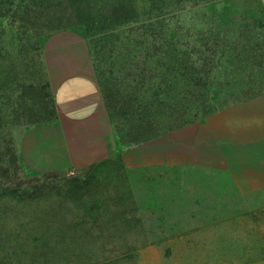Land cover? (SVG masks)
<instances>
[{
	"label": "crops",
	"instance_id": "1",
	"mask_svg": "<svg viewBox=\"0 0 264 264\" xmlns=\"http://www.w3.org/2000/svg\"><path fill=\"white\" fill-rule=\"evenodd\" d=\"M256 50L263 58L264 46ZM46 51L56 55L42 60L47 74L54 67L46 108L29 119L11 109L23 168L78 180L88 209L105 211L101 234L137 243L128 256L251 257L252 236L220 219L228 195L264 194V89L187 118L172 92L141 89L135 75L128 84L98 75L84 44Z\"/></svg>",
	"mask_w": 264,
	"mask_h": 264
},
{
	"label": "rangeland",
	"instance_id": "2",
	"mask_svg": "<svg viewBox=\"0 0 264 264\" xmlns=\"http://www.w3.org/2000/svg\"><path fill=\"white\" fill-rule=\"evenodd\" d=\"M165 4L166 8L160 11L153 6L149 9L153 16H162L152 21L150 28L157 31L159 23L169 32L185 33L186 37H178L177 42L176 38L169 40L165 36L160 45L172 46L185 54L193 48L201 62L207 61L202 69L204 73L208 71L207 76L201 72V77L209 80L204 98L184 99L187 118L202 116L264 89V57L257 55L256 50L264 46L259 0H164ZM148 6L138 4V12L148 11ZM131 29L119 28L113 34L116 42L89 47L98 75H112L120 83H131L132 75L138 73L140 57L143 53L150 55L148 50H142L146 45L133 43L139 31ZM28 43L14 28L6 27L0 34V66H12L6 80L0 75V264H264L263 193L248 197L228 195V215L220 219L221 223L235 219L236 226L230 228L238 234L246 229L247 237L252 236L248 243L251 257H134L126 254L133 253L130 249L137 243L108 240L116 236L101 234V222L107 221L101 216L105 211L88 209L90 199L78 180L37 178L28 173L14 148L16 124L21 122L11 114L14 108L20 109V92L14 89L19 82L31 80L36 81L37 87L47 88L48 77L40 59L31 65L33 54ZM19 55L27 66L14 60ZM45 56L50 63L56 55L46 51ZM147 59L144 71L149 73L152 61ZM48 69L47 75L53 73L54 67ZM144 83L141 89H156L154 80ZM175 111L179 114L180 110Z\"/></svg>",
	"mask_w": 264,
	"mask_h": 264
},
{
	"label": "trees",
	"instance_id": "3",
	"mask_svg": "<svg viewBox=\"0 0 264 264\" xmlns=\"http://www.w3.org/2000/svg\"><path fill=\"white\" fill-rule=\"evenodd\" d=\"M144 3L149 4L148 11L139 13L138 4ZM152 6L157 11L166 8L164 0H0V34L6 27L19 31L24 41L29 42V52L33 54L30 61L33 65L38 59L45 60V50L51 42L81 43L89 49L95 43L116 42L117 37L113 34L119 28L128 31L131 27L139 31L133 43L137 46L146 45L142 50H148L150 54L144 56L142 52L140 57L142 61L139 62L140 67L135 74L138 85L144 86L146 80H154L155 90L172 92L175 100H197L200 98V92L207 89L205 84L209 80L201 77L207 61L204 59L201 62L198 52L193 51V48L185 54L172 46L160 45L165 41V36H168L169 40L176 38L178 42V37L183 38L186 35L169 32L159 23L157 31L152 30V21L162 17L151 14L149 9ZM126 41L131 40L126 38ZM149 57L152 68L148 69L151 71L148 73L144 71V60ZM14 60H19L23 62V66H27L24 57L20 55ZM10 64L7 67L0 66V75L4 80L9 75V67H12ZM207 72H203L204 77ZM10 75L15 77L18 74ZM13 80L20 81L15 78ZM14 90L20 92L17 104L22 109L23 117H35L39 114L36 109L44 111L46 108L47 88L37 87L36 81L19 82Z\"/></svg>",
	"mask_w": 264,
	"mask_h": 264
}]
</instances>
